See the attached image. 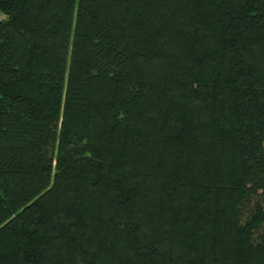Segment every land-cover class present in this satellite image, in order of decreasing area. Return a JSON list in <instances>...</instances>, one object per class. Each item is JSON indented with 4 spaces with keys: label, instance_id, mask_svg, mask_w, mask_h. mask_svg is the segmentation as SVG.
Here are the masks:
<instances>
[{
    "label": "trees",
    "instance_id": "trees-1",
    "mask_svg": "<svg viewBox=\"0 0 264 264\" xmlns=\"http://www.w3.org/2000/svg\"><path fill=\"white\" fill-rule=\"evenodd\" d=\"M0 264H264V0H0Z\"/></svg>",
    "mask_w": 264,
    "mask_h": 264
}]
</instances>
